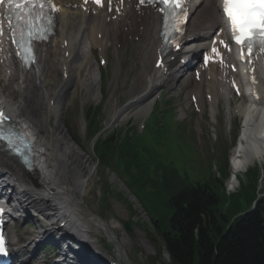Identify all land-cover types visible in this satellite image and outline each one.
<instances>
[{"label":"bare ground","instance_id":"bare-ground-1","mask_svg":"<svg viewBox=\"0 0 264 264\" xmlns=\"http://www.w3.org/2000/svg\"><path fill=\"white\" fill-rule=\"evenodd\" d=\"M57 2L62 7L58 17L59 28L61 29L49 44L38 46V61L35 66L28 71L22 70L19 74L15 69L16 62L8 59V51L4 54L3 52L0 53L2 54L0 55V61L4 57L8 60L6 65H0V81L7 80V85L10 86L7 87L8 90L3 87V91H0L1 95L5 94L6 96L7 94V98L4 97L0 104V109L29 126L35 132L34 136L37 135L38 142H36V169L33 172H25L18 161H10L1 155L0 165L9 168L12 175L18 177V180L27 186L25 201H19L18 206L27 203V207L45 213L49 221L55 223L57 219H61L62 222L65 220L67 225L73 228L78 226V222H81L84 216L82 202L88 193V185L93 175V165L91 156L74 141L64 124L67 107L71 105L67 103L66 98H68L69 92L74 87L76 93H73V103L79 99L83 91L86 93V101L99 98L102 94L100 69L95 66L93 57L89 55V47L99 48L101 56H104L108 44L119 42L121 48L116 50L114 55L115 79L119 71L120 63L118 60L122 58L121 52L123 53L127 49V38L131 35L135 39H139L138 44L133 42L135 47H139L149 38L146 47L151 51V61L154 62L157 58V51L161 48V42L158 38L161 19L153 12L144 11L139 15L134 4L131 6L128 3L121 15H118L115 11L111 14L103 13L100 16L104 19L93 26H86L83 23L84 19L81 14L74 11L73 8H67L69 5L68 0H57ZM209 10V7L201 6L194 14L195 20L191 26L190 36L195 40L189 45V48L192 49L190 54H195V49L201 46L202 33L206 29L219 24L215 18H209L207 25L200 24L201 20L209 15ZM115 16L116 20L119 19L121 23L128 22V32H125L124 29L113 28L115 23H106ZM135 17H139L140 21L136 22ZM99 35H101L100 40L98 39ZM66 42L67 46H65ZM66 53L69 54L68 57H66ZM141 60L146 62L145 59ZM64 68L67 71L68 78L63 76L59 80L57 76L60 69L63 70ZM177 68L178 66L175 63L170 62L166 64V71H160L155 69V62L152 68L145 63L141 73L143 82H141L140 89L142 91H138L139 94L136 92V82H134V88L130 92L133 96L131 99H137L136 103L123 108L117 107L114 110L113 119L122 121L128 118L129 112L132 114L138 108L140 110L137 115H145L153 104L152 98L157 95L159 90L164 87H173L175 82L183 79L179 75L180 72H176ZM215 70L211 68L200 84H195L192 80H186V86L190 87L192 94L198 95L202 107L204 106L202 98L204 87H206L207 92L209 91L212 94L213 99L218 98L221 94V85ZM4 71H10V73L2 78ZM209 76L210 80H208ZM258 80L260 86L257 89L261 98L260 101L253 102L249 99L250 105H246L239 110L240 113L246 114V125L243 128L238 147L233 152L232 166L235 174L247 169L255 161L264 162V78L261 73L258 74ZM16 81L20 83L19 89L22 95L18 101L11 103L8 99L14 94L15 87L13 83H16ZM57 82L59 83L57 84ZM45 99L47 101H44ZM41 103H45L46 113L44 117L38 109ZM124 116L126 117L124 118ZM53 117L55 118L56 127L51 133L44 131L43 123H49V120ZM39 120H42V122ZM44 125L46 126V124ZM236 184L237 182L234 180L230 182L233 187ZM92 222L101 229L110 231L112 238L117 243V248L123 254L125 264H129L128 256L125 253L124 239L119 238L116 234L118 228L108 225L103 219H99L94 215L92 216ZM49 227L54 232L62 231L57 229L59 226L56 223L51 224ZM89 232L88 235H91L92 232ZM44 234L47 233L44 232ZM42 235L40 228H35L30 232L31 237L28 240L23 239L25 245L19 249L22 252H28L29 246L43 238ZM47 235L51 236L52 234L50 232ZM89 237L92 238V236ZM124 237L126 236L124 235ZM94 249L99 250L97 244ZM81 256L85 257L87 254L84 253ZM88 261L91 262V260L81 259V262L87 263Z\"/></svg>","mask_w":264,"mask_h":264},{"label":"trees","instance_id":"trees-1","mask_svg":"<svg viewBox=\"0 0 264 264\" xmlns=\"http://www.w3.org/2000/svg\"><path fill=\"white\" fill-rule=\"evenodd\" d=\"M153 129L154 142L127 135L115 148L111 138L100 144L99 153L102 159L113 150L121 154V173L163 235L172 264H264V198L226 232L255 199L250 195L256 191L257 172L249 187L227 200L215 175L196 183L187 168L169 160L168 131L158 123ZM221 173L224 178L226 169Z\"/></svg>","mask_w":264,"mask_h":264},{"label":"rangeland","instance_id":"rangeland-1","mask_svg":"<svg viewBox=\"0 0 264 264\" xmlns=\"http://www.w3.org/2000/svg\"><path fill=\"white\" fill-rule=\"evenodd\" d=\"M208 22H209V17L206 16L205 19L201 20L200 24L207 25ZM137 65L138 63L134 61L131 58V56H129V54H126L125 59L122 63V67L119 68L116 79L114 77L115 71L113 70V68L109 71V73L108 71L105 73L102 72L103 78L101 79L102 80L101 83L104 86V82H107V86L106 89H104L100 98L86 101V93L82 92L81 95L79 96V99L75 103H73L74 94L76 93V89L74 87V89H72L68 94L67 103L71 105L67 107L66 110L67 113L65 112L66 119L64 121V124L68 128L74 140L80 146H82V148L86 153L91 155L92 163H93L92 165L94 166L97 163V167H95L94 169L95 171L89 183V192L83 198L84 201L82 203V208H84L85 212L88 213L87 215H89V218L90 215L93 214L101 216L103 219H105L108 222H115L117 223V225H121L122 232H123L124 223L129 219L133 218V220L135 221L133 226V232L131 234H127L129 236L130 241L127 240L125 247L126 253L128 255V258L130 259L131 264H169V261L167 260L163 251L162 253L159 254V249H161V241L157 239L156 236L154 238V236L149 235L145 227L137 223L138 221L137 217L134 218L132 216L129 205L127 204L130 200H132L129 191L128 190L123 191L122 190L123 186L120 185L119 182L113 180V176H112L114 174L113 172L112 173H108L107 171H106L107 173L103 172V168L98 163L93 148V140L90 137L89 128L87 127L88 124L87 114L90 108L96 110L95 113H97V119H96L97 123L101 126L102 129H105L112 121L114 110L119 106L124 107L128 102L131 101V98L133 96L130 92L134 88V84H133L134 82H136V92L141 91L140 89L141 82H143L141 79V73L143 67L141 65L138 66L140 73L136 75V70L133 68H135V66ZM57 77L59 80L62 79L60 77V73L58 74ZM177 82L176 84L173 85V87H170L172 89L170 88L165 89V95H164L165 102H169L170 107L174 106L177 108L176 111H172L170 109V111H172L171 113H181V109H183L184 112L188 113V115H191V112L188 111L189 100L186 97V92L183 88V84L182 82L179 83ZM17 83L19 84V86L17 85ZM58 83L59 82H57V84ZM13 85L15 87L14 94L13 96H11V98L8 99V101H10L11 103H14V101L15 102L18 101L19 97L22 95V92H20L19 89L20 88L19 81H16V83L14 82ZM2 86L3 85L1 84L0 87ZM40 93H42V91H40ZM2 97L3 99L4 97L7 98V94L6 96L4 94ZM44 101H47V99H45ZM38 109H39V113H42V116L44 117V114L46 113L45 103L43 104L41 103ZM137 112L138 111H134L130 116H128V118H125L122 121L118 122L114 127H112L104 134H110L113 132H121V131L125 132L132 130L137 126L139 121L145 118V115L143 116L137 115ZM156 116H157L156 113L154 115H150L148 119L145 121L147 124V130L145 134L149 136H152V134L156 132L153 129L157 121ZM68 117L70 118V120ZM177 117L180 118L181 114H179ZM40 118L42 117L40 116ZM39 121L42 122V120ZM164 122L166 125L173 124L171 119L168 117ZM74 123L75 125H73ZM44 124H46V127H44L45 126ZM49 125L51 126V128L49 127ZM42 127L44 131L46 132L49 131L51 133L52 130L56 127L55 119L51 120L49 124L44 122ZM74 127H76V129H74ZM145 137L146 136H144V138ZM179 138H180L179 136H172L171 140L178 141ZM229 155L230 157L232 156L231 153H229ZM199 156L201 159L204 158L203 154H200ZM254 165L255 163L250 165V167H253ZM260 166L262 167V170H264V162H260ZM103 173L106 176L108 175L107 177L110 178L111 182L115 184V187L113 188L115 193L112 196H110L109 199V202L112 207V212L106 214L102 212V204H101L104 194ZM243 175L244 174H241L239 176L242 177ZM263 189H264V176L262 177V181L260 184V190ZM121 192H122V197L120 196ZM134 207L137 210L138 217L140 219H144L138 207H136V205ZM88 223L90 222L88 221ZM23 228L25 229L29 227L24 225ZM89 228L91 232L94 233L96 236H98L99 240L102 241L100 249L104 251L107 257L115 256V253L114 251H112V248L109 245L108 239L106 238L105 234L98 227L96 228L94 224L90 223ZM117 234L119 235L120 231H117Z\"/></svg>","mask_w":264,"mask_h":264},{"label":"snow or ice","instance_id":"snow-or-ice-1","mask_svg":"<svg viewBox=\"0 0 264 264\" xmlns=\"http://www.w3.org/2000/svg\"><path fill=\"white\" fill-rule=\"evenodd\" d=\"M94 2L100 4L101 0H94ZM140 2L142 4L145 2L151 4L153 0H140ZM160 2L167 9L165 15L175 13L183 5V0H160ZM5 3L8 5L9 11H11L13 6L17 10L28 6L27 3H22V0H0V5ZM46 6L51 8L52 11H59L52 5L51 0H31L32 10L34 11L38 7L41 10V15L34 16L33 11H29L27 16L21 13L17 17L18 21L23 20L24 27L28 30L30 36L36 31L35 21L42 18L43 9ZM165 9H161V11H165ZM223 12L230 22L233 37L237 44L246 46L249 53L252 52L254 45L257 43H259L261 50H264V0H223ZM8 19L11 20L12 16L9 15ZM27 51L30 52V48ZM212 51L214 53L217 52L215 48ZM21 58L27 62L25 53H21ZM4 119V114L0 112V125L3 124ZM5 140L9 145L12 144L10 137L0 131V141ZM0 253H5V244L2 236H0Z\"/></svg>","mask_w":264,"mask_h":264}]
</instances>
